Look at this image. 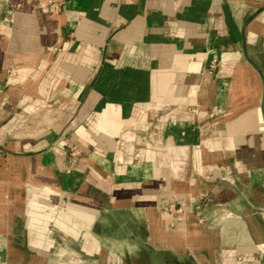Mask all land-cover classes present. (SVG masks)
<instances>
[{"label":"crops","instance_id":"crops-1","mask_svg":"<svg viewBox=\"0 0 264 264\" xmlns=\"http://www.w3.org/2000/svg\"><path fill=\"white\" fill-rule=\"evenodd\" d=\"M54 1L0 0V264H264V0Z\"/></svg>","mask_w":264,"mask_h":264},{"label":"built area","instance_id":"built-area-1","mask_svg":"<svg viewBox=\"0 0 264 264\" xmlns=\"http://www.w3.org/2000/svg\"><path fill=\"white\" fill-rule=\"evenodd\" d=\"M50 4H52L56 10H58L59 6L57 1L50 0ZM79 152L74 150L71 153L72 158L74 159L78 156ZM75 161V159L73 160ZM205 205H206V194L202 193L198 197L193 200L191 212L196 216V222L199 224H203L205 222ZM168 213L176 220H183L182 208L178 207L176 203H171L167 209Z\"/></svg>","mask_w":264,"mask_h":264}]
</instances>
